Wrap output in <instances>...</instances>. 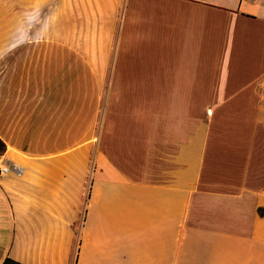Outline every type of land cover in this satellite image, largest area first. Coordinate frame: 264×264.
Segmentation results:
<instances>
[{"label":"crops","instance_id":"0c3cea01","mask_svg":"<svg viewBox=\"0 0 264 264\" xmlns=\"http://www.w3.org/2000/svg\"><path fill=\"white\" fill-rule=\"evenodd\" d=\"M105 4L97 79L71 42L0 44V264H264V0Z\"/></svg>","mask_w":264,"mask_h":264},{"label":"rangeland","instance_id":"374dc122","mask_svg":"<svg viewBox=\"0 0 264 264\" xmlns=\"http://www.w3.org/2000/svg\"><path fill=\"white\" fill-rule=\"evenodd\" d=\"M105 1L108 0H0V44L18 36L26 43L42 46L55 41L71 42L88 58L90 74L97 79L99 73L107 74L110 70L114 42L113 28L106 25L109 8H106ZM116 6L117 2L110 7L112 20ZM45 53L49 52L42 50L41 54ZM109 85L96 81L74 83L75 105L82 106L83 103L85 112L89 111L87 144L90 171L97 154L99 128ZM86 121L85 113L84 123ZM80 133L75 130V136Z\"/></svg>","mask_w":264,"mask_h":264},{"label":"built area","instance_id":"2783aa9c","mask_svg":"<svg viewBox=\"0 0 264 264\" xmlns=\"http://www.w3.org/2000/svg\"><path fill=\"white\" fill-rule=\"evenodd\" d=\"M254 1L260 2L263 0H254ZM6 174H12L18 176L20 174V168L13 164H7V162L0 155V176Z\"/></svg>","mask_w":264,"mask_h":264},{"label":"trees","instance_id":"16d2710c","mask_svg":"<svg viewBox=\"0 0 264 264\" xmlns=\"http://www.w3.org/2000/svg\"><path fill=\"white\" fill-rule=\"evenodd\" d=\"M4 150H5L4 144H3V142L0 140V155L3 154ZM4 263H6V261H5ZM4 263H3V264H4Z\"/></svg>","mask_w":264,"mask_h":264}]
</instances>
